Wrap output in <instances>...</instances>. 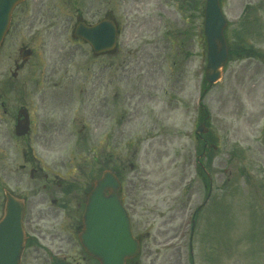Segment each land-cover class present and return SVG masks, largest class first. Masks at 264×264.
Wrapping results in <instances>:
<instances>
[{
	"label": "rangeland",
	"instance_id": "374dc122",
	"mask_svg": "<svg viewBox=\"0 0 264 264\" xmlns=\"http://www.w3.org/2000/svg\"><path fill=\"white\" fill-rule=\"evenodd\" d=\"M88 3L46 1L48 7L56 4L68 13L83 10ZM204 3L114 0L122 25L118 53L104 55L103 63L90 64L85 58L87 51L79 48L73 63L57 64L56 70L64 72L78 63L80 67L87 64L93 72L99 64L106 68L107 92L101 91L97 74L90 100L103 107L101 95L107 94L115 132L113 154L130 157L134 168L128 165L125 170H131V175L137 170L146 177V205L159 213L153 223L169 209L177 211L175 223L183 222L186 252L180 259L174 256L173 264H264V0H221L230 47L242 34L251 57H242L238 47L232 48L223 77L210 86L203 75L206 53L200 31ZM32 4V0L26 3L25 10H32ZM93 5L100 16L108 7L107 0H94ZM23 11L22 7L17 10L16 21L0 50V77L11 78L14 61H20L19 44L29 37L27 29H22ZM55 15L62 23L64 12ZM58 50L38 48L19 77L47 70ZM87 85L91 84L87 81ZM74 93L84 102L78 88ZM206 115L209 130L201 136L208 146L205 156L198 158L201 167L195 157L205 152L204 140L198 138L195 128ZM7 134H13L9 125L0 131V142ZM81 135L66 145L64 156L69 152L82 155V159L88 156L92 139ZM2 193L0 190V196ZM2 213L0 208V217ZM192 220L195 226L190 253ZM56 226L43 229L51 231ZM64 230L61 236L67 238ZM75 240L62 241L66 257L61 259L59 254L60 261L55 256L54 262L95 264L78 249ZM49 259L42 257L37 263L49 264Z\"/></svg>",
	"mask_w": 264,
	"mask_h": 264
},
{
	"label": "flooded vegetation",
	"instance_id": "af4514ba",
	"mask_svg": "<svg viewBox=\"0 0 264 264\" xmlns=\"http://www.w3.org/2000/svg\"><path fill=\"white\" fill-rule=\"evenodd\" d=\"M29 1L20 3L11 15L10 29L16 21L19 7L24 9L22 29H27L29 37L22 39L18 49L32 51L58 47L60 50L55 52L44 72L19 77L29 64L30 57L20 65L18 75L13 73L11 78L0 77V131L8 128V125L13 133L15 129L27 130L23 136L12 134L11 137L7 134L0 142L2 215L5 213L7 195L22 201L25 207L23 222L26 240L20 264H38L39 259L47 256L52 260L49 264H69L66 261L54 262L55 256L60 261L59 254H62L61 259L66 257L63 253L64 240L73 241L76 238L78 249L83 251L78 241L83 208L93 184L104 171L118 175L121 185L119 196L128 211L134 238L139 241L138 256L128 259L127 264H173L174 256L180 259L185 250L182 243L183 223H175L173 219L177 218V211L169 209L158 223L153 224L151 221L158 220L159 213L146 205V177L137 170L131 175V170H125L128 165L129 169L134 168L130 158L113 154L112 138L115 132L111 128L109 103L105 95L107 90L104 89L106 68L99 64L93 72L94 69L87 64L80 67L78 63L64 72L56 70L59 67L57 64L65 61L73 63L79 48L87 51L85 58L90 64L103 63L104 54L93 52L84 29L108 15L107 18L119 28L117 36L120 40L122 25L114 0H107L108 7L102 16L98 15L100 11L93 5L94 0L84 4L83 10L77 8L73 13L64 11L56 4L48 7V0H32V10H25L24 5ZM55 12H64L62 23L57 22ZM78 25L81 35L76 34ZM87 35L91 36V32ZM118 49L107 54L115 55ZM18 64L14 61V67ZM35 66L40 68L37 64ZM97 74L101 91L105 92L101 95L103 107L99 108L96 101L90 100L93 93L91 87L95 88L94 78ZM66 78L68 82L64 81ZM87 81L91 85L86 86ZM77 88L84 95V102L76 97L74 91ZM80 133L83 138L92 139L87 149L88 156L82 159V155L73 152L64 156L66 145L77 141ZM96 137L100 139L98 142ZM56 224L58 226L52 227L51 231L43 229L44 226ZM65 224L68 227L66 230ZM62 230L68 233L67 238L61 236ZM85 264L91 262L85 261Z\"/></svg>",
	"mask_w": 264,
	"mask_h": 264
},
{
	"label": "water",
	"instance_id": "95a60500",
	"mask_svg": "<svg viewBox=\"0 0 264 264\" xmlns=\"http://www.w3.org/2000/svg\"><path fill=\"white\" fill-rule=\"evenodd\" d=\"M21 0H0V44L10 21L12 8ZM203 32L207 42L206 79L213 84L221 77L227 58V42L224 37L226 20L220 10L219 0H206ZM91 45L95 50H107L115 43V33L107 22L95 25ZM87 32V31H85ZM97 36L104 37L102 42ZM197 131L205 132L204 123ZM98 180L86 203L83 214V232L80 235L85 250L100 264H126L128 257L138 253V242L132 238L129 217L118 196V180L114 175L104 173ZM110 193L106 195V191ZM6 216L0 221V264H19L23 247V206L9 199Z\"/></svg>",
	"mask_w": 264,
	"mask_h": 264
}]
</instances>
